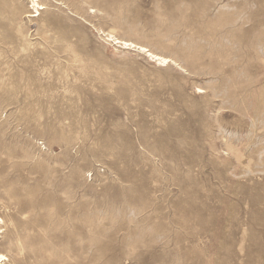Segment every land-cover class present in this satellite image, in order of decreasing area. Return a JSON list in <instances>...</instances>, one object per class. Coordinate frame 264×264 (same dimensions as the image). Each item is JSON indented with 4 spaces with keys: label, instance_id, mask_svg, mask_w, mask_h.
<instances>
[{
    "label": "rangeland",
    "instance_id": "374dc122",
    "mask_svg": "<svg viewBox=\"0 0 264 264\" xmlns=\"http://www.w3.org/2000/svg\"><path fill=\"white\" fill-rule=\"evenodd\" d=\"M38 3L0 0L3 264H264V0Z\"/></svg>",
    "mask_w": 264,
    "mask_h": 264
},
{
    "label": "bare ground",
    "instance_id": "6f19581e",
    "mask_svg": "<svg viewBox=\"0 0 264 264\" xmlns=\"http://www.w3.org/2000/svg\"><path fill=\"white\" fill-rule=\"evenodd\" d=\"M29 2H30V6L33 9L34 13L35 14L39 13V9L41 8V5H39L38 0H29ZM106 37L108 40H110V42H113L114 44L119 45L123 47L124 49L133 48V49H136L137 51L147 53L149 58L156 61L159 65H165L168 62L167 58L151 53L146 48L142 46L134 45V43H131L130 41L119 39L111 34H107ZM3 223H4L3 220L0 218V224H3ZM5 259H6L5 256L0 254V264H3Z\"/></svg>",
    "mask_w": 264,
    "mask_h": 264
}]
</instances>
